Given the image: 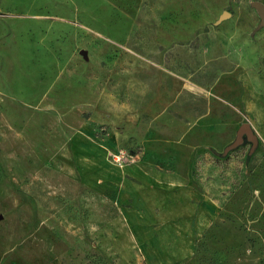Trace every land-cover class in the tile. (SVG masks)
I'll return each mask as SVG.
<instances>
[{
    "label": "rangeland",
    "instance_id": "obj_1",
    "mask_svg": "<svg viewBox=\"0 0 264 264\" xmlns=\"http://www.w3.org/2000/svg\"><path fill=\"white\" fill-rule=\"evenodd\" d=\"M254 1L0 0V264H264ZM189 84L211 113L169 143Z\"/></svg>",
    "mask_w": 264,
    "mask_h": 264
},
{
    "label": "crops",
    "instance_id": "obj_2",
    "mask_svg": "<svg viewBox=\"0 0 264 264\" xmlns=\"http://www.w3.org/2000/svg\"><path fill=\"white\" fill-rule=\"evenodd\" d=\"M211 113V97L194 84L183 86L176 96L149 120V126L167 142L186 138Z\"/></svg>",
    "mask_w": 264,
    "mask_h": 264
},
{
    "label": "water",
    "instance_id": "obj_3",
    "mask_svg": "<svg viewBox=\"0 0 264 264\" xmlns=\"http://www.w3.org/2000/svg\"><path fill=\"white\" fill-rule=\"evenodd\" d=\"M253 3L260 10V13L262 15V24H264V3L262 1H259V0H256ZM228 15H230V12L225 11L221 15L220 20H223ZM245 137L248 140L252 141V143H253L252 150H254L258 144V136H257L256 132L254 131L250 122H244L241 124V126L239 127V129L237 131L236 139L226 147L225 151L228 152L229 150H231V149L237 147L238 145L242 144L245 141Z\"/></svg>",
    "mask_w": 264,
    "mask_h": 264
}]
</instances>
